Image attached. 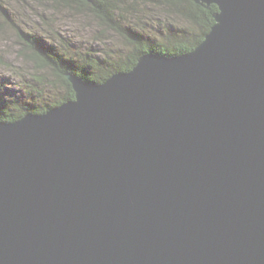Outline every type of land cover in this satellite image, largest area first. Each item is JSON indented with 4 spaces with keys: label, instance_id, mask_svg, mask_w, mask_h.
<instances>
[{
    "label": "water",
    "instance_id": "95a60500",
    "mask_svg": "<svg viewBox=\"0 0 264 264\" xmlns=\"http://www.w3.org/2000/svg\"><path fill=\"white\" fill-rule=\"evenodd\" d=\"M0 121V264H264V0Z\"/></svg>",
    "mask_w": 264,
    "mask_h": 264
},
{
    "label": "rangeland",
    "instance_id": "374dc122",
    "mask_svg": "<svg viewBox=\"0 0 264 264\" xmlns=\"http://www.w3.org/2000/svg\"><path fill=\"white\" fill-rule=\"evenodd\" d=\"M152 1L154 0L144 1V6L138 7L128 0H112L119 12L126 13L131 19L134 18V21L125 19L126 23L122 24L134 34H143L146 38L143 42L150 46L168 45L165 40L173 36L186 35V40L199 36L200 28L175 22L166 14L168 11ZM47 4L41 0H0L2 8V11L0 10L2 13H0V92H2L0 100L19 106L18 109L12 110V113H19L20 107L28 109H35L40 105L47 107L45 102L51 100L50 105H52L60 96L62 100L66 92L50 68H38L30 60V56L24 50L25 44L17 38V28L23 32L30 31L36 38L39 37L37 41L40 44L51 45L58 52L64 50L68 56L75 55L85 60V53H89L88 55L94 58L98 57L102 61L96 71L99 77L103 75L101 70L106 68L104 65L124 58L130 50V45L116 31L109 27L110 30L102 31V21L97 20L92 14L76 8L71 10L55 4ZM5 12L9 14L10 20L4 17ZM138 12L139 15L136 16ZM137 27L140 28L139 31L135 30ZM150 52L154 51H146V54ZM142 55L144 54L139 57ZM68 74L71 73H66V78ZM48 110L35 114H44ZM28 114L32 113L24 115Z\"/></svg>",
    "mask_w": 264,
    "mask_h": 264
},
{
    "label": "trees",
    "instance_id": "16d2710c",
    "mask_svg": "<svg viewBox=\"0 0 264 264\" xmlns=\"http://www.w3.org/2000/svg\"><path fill=\"white\" fill-rule=\"evenodd\" d=\"M43 3H48L49 5H58L65 9L74 10L76 8L79 11H85L92 14L97 20H101V29L102 31H107L105 29H112L120 34L126 42L130 45L129 53L122 59L111 61L108 63L106 68L102 69V76L99 77L96 73L98 66L102 62L98 57L88 55L85 53V60L79 59L75 55L68 56L64 50L58 52L53 49L51 45H42L30 31L26 30L25 32L17 28V38L20 39L21 43H24L26 48L24 49L30 56L38 68H50L55 76L62 84V88L65 94L57 98L55 103L50 105V101L45 102L47 107L40 105L35 109H28L20 107L19 113H12V110H16L19 106H13L10 103H6L0 100V121L2 122H13L19 119L22 115L26 113H43L45 110L57 106L58 104L63 103L64 101L71 100L74 98V91L71 87V83L66 78V73H71L72 75L81 78L87 82H103L110 75L117 72H126L133 68L136 64L138 57L141 54L146 53V51H154L163 55H179L185 52L191 51L195 48L203 39L205 34L210 30L211 26L214 24L213 15L217 11L215 5L206 7L203 4H198L194 0H154L161 8L168 11L166 14L170 18H173L177 23H185L200 28V34L194 39H187L186 35L171 37L165 41L168 43L150 46L143 42L146 38L143 34H134L131 30L127 29L123 24L126 23L125 19H130L134 21V18L131 19L126 13H121L118 11V8L115 6L112 0H41ZM138 7L144 6V1L147 0H128ZM143 1V2H142ZM142 2V3H140ZM140 3L139 5H137ZM47 4V5H48ZM57 8V7H56ZM0 10L2 8L0 6ZM118 11V12H117ZM165 11V12H166ZM1 13V12H0ZM2 14V13H1ZM139 15V12L136 16ZM6 20H10L9 14L4 13ZM11 17V16H10ZM123 23V24H122ZM171 26V25H170ZM110 29H109V28ZM136 31H139L140 28H135ZM135 32V31H134ZM136 33V32H135ZM35 34V32H34ZM42 42V40H40ZM68 54L72 52H67ZM92 59L91 61H88ZM104 64V63H103ZM102 64V65H103ZM2 93V92H0ZM42 104V103H41ZM30 107V106H27Z\"/></svg>",
    "mask_w": 264,
    "mask_h": 264
}]
</instances>
